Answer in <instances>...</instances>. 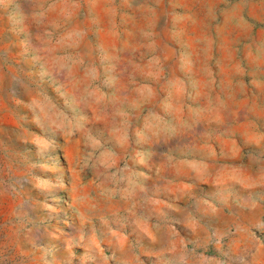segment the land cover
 Masks as SVG:
<instances>
[{
	"label": "rangeland",
	"instance_id": "1",
	"mask_svg": "<svg viewBox=\"0 0 264 264\" xmlns=\"http://www.w3.org/2000/svg\"><path fill=\"white\" fill-rule=\"evenodd\" d=\"M0 264H264V0H0Z\"/></svg>",
	"mask_w": 264,
	"mask_h": 264
}]
</instances>
